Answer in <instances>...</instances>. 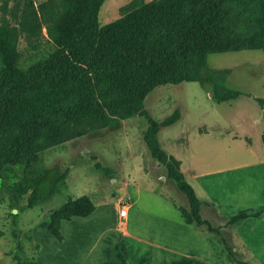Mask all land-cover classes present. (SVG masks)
Listing matches in <instances>:
<instances>
[{
  "label": "trees",
  "instance_id": "trees-1",
  "mask_svg": "<svg viewBox=\"0 0 264 264\" xmlns=\"http://www.w3.org/2000/svg\"><path fill=\"white\" fill-rule=\"evenodd\" d=\"M103 2L45 0L35 7L32 0H25L16 24L0 19V136L12 126L19 130L0 153V176L7 165L30 167L45 149L107 127L113 118L141 114L147 122L143 142L148 154L165 167L167 178L186 198V205L177 206L183 220L217 234L230 263L249 264L238 257L240 253L219 228L201 216L204 202L186 181L180 160L159 140L160 129L180 119V109L158 121L144 108V100L159 85L188 81L202 87L212 84L211 97L217 102L241 95L218 82L217 73L207 67V57L218 52L264 51V0H131L121 7L117 19L100 25ZM234 4H254L259 11L256 29L249 35L229 31ZM43 28L54 51L26 69L19 67L20 35L32 43L43 35ZM256 100L264 108V99ZM261 140L264 145V132ZM103 171L112 172L106 167ZM36 202L34 189L29 205ZM95 208L88 195L69 197L48 215L47 230L61 242L62 221L86 217ZM262 213L264 209H241L228 216L226 225ZM114 250L120 264H130L118 244ZM15 264L38 262L31 257Z\"/></svg>",
  "mask_w": 264,
  "mask_h": 264
},
{
  "label": "rangeland",
  "instance_id": "rangeland-1",
  "mask_svg": "<svg viewBox=\"0 0 264 264\" xmlns=\"http://www.w3.org/2000/svg\"><path fill=\"white\" fill-rule=\"evenodd\" d=\"M24 1L0 0V19L16 24ZM43 1L32 0L35 7ZM130 1L104 0L98 12L99 24L117 19L121 7ZM258 14L254 4L243 7L234 4L228 21L229 31L249 35L256 29ZM42 33L32 43L20 35L17 44L19 67L26 69L54 51L55 45L45 28ZM207 67L217 73L219 83L240 91L241 95L217 102L211 97L212 84L202 87L196 81H188L159 85L144 100V108L158 121L170 115L176 107L180 109V119L162 127L159 139L165 150L180 160L188 177L191 169L203 171L213 166L255 159L257 150L263 146L261 139L258 144L255 141L257 132L251 121L252 115L260 109L256 99H264V51L247 49L211 53L207 57ZM146 128V119L141 114L116 117L107 127L45 149L30 167L7 165L0 176V264H15L17 260L31 257L38 260L41 243L45 257L53 264H77L88 258L84 256L90 245L105 226L115 222L119 204H126L124 199L117 202L119 195L133 197L137 189L162 190L177 200L178 206H184L185 196L167 178L165 167L147 152L143 142ZM17 133L19 130L15 126L3 132L0 153ZM236 133L249 134L254 145L248 147L244 137L231 139ZM104 167L112 171L110 175L103 171ZM34 189L37 202L30 206L29 196ZM80 195L90 196L96 210L87 218H73L77 220L63 229L67 241L59 243L47 231V217L69 197ZM151 205L157 209L156 205ZM220 221L227 226V217ZM79 236H82L81 240L77 239ZM113 237V233L101 234L95 249V255L102 249L107 251L106 264H119L113 249L108 246ZM238 257L249 264H264V245L257 256L250 258L240 254ZM182 263L167 261V264Z\"/></svg>",
  "mask_w": 264,
  "mask_h": 264
},
{
  "label": "crops",
  "instance_id": "crops-1",
  "mask_svg": "<svg viewBox=\"0 0 264 264\" xmlns=\"http://www.w3.org/2000/svg\"><path fill=\"white\" fill-rule=\"evenodd\" d=\"M259 107V111L252 115L253 120L251 121L253 130L257 132V139H255L257 144L264 132V108L260 105ZM234 137L240 139L244 137L248 147L254 145L252 136L247 133H236L231 139ZM257 152L255 159L250 158L247 162L240 164L213 166L203 171L191 169L189 170L191 179L180 164L186 181L193 187L196 196L204 202L200 209L201 216L210 221L214 227H218L220 233L234 245V249L243 257L250 258L257 256L258 251H261L264 245V213L258 217H249L235 226H224L225 223H221L220 219L228 218L241 209H264V145ZM121 199L126 200V215L120 216L121 204H119L116 209L115 222L102 229L99 237L90 245L84 256L88 258L79 260L77 264H106L107 251L102 249L95 255V249L99 245L101 234L108 233L114 234L108 246L113 249L114 258L119 264L114 250L115 244H118L130 264H138L142 258L145 261L141 264H155L156 262L167 264L170 260H179L183 262L182 264H203V262L205 264H234L226 259V253L218 235L202 227L186 223L177 209L178 201L168 197L166 192L157 189H137L133 197L125 194L121 197L119 195L117 202ZM183 203V205L187 204L186 201ZM151 204L156 205L157 209ZM154 209L157 210L156 214ZM95 210L86 217L73 218H87L93 215ZM72 219L61 223V232L64 237L61 242L48 232L49 235L57 242L64 244L67 239L63 234V229L77 220ZM77 239L81 240L82 236ZM37 261L38 264L42 262L53 264L45 257L42 243Z\"/></svg>",
  "mask_w": 264,
  "mask_h": 264
},
{
  "label": "built area",
  "instance_id": "built-area-1",
  "mask_svg": "<svg viewBox=\"0 0 264 264\" xmlns=\"http://www.w3.org/2000/svg\"><path fill=\"white\" fill-rule=\"evenodd\" d=\"M127 213V206L125 204L120 205L119 214L120 216H125Z\"/></svg>",
  "mask_w": 264,
  "mask_h": 264
}]
</instances>
